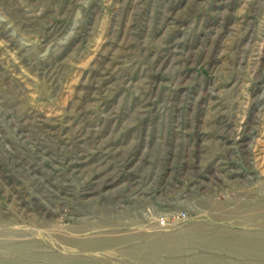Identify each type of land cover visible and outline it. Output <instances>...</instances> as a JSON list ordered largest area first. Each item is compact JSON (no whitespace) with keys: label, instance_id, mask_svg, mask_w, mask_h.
I'll return each instance as SVG.
<instances>
[{"label":"rangeland","instance_id":"obj_1","mask_svg":"<svg viewBox=\"0 0 264 264\" xmlns=\"http://www.w3.org/2000/svg\"><path fill=\"white\" fill-rule=\"evenodd\" d=\"M0 264H264V0H0Z\"/></svg>","mask_w":264,"mask_h":264},{"label":"bare ground","instance_id":"obj_2","mask_svg":"<svg viewBox=\"0 0 264 264\" xmlns=\"http://www.w3.org/2000/svg\"><path fill=\"white\" fill-rule=\"evenodd\" d=\"M87 235V234H86ZM112 252V251H111Z\"/></svg>","mask_w":264,"mask_h":264}]
</instances>
